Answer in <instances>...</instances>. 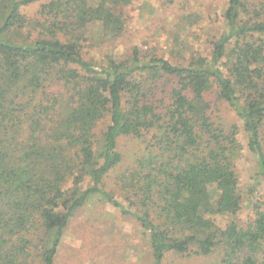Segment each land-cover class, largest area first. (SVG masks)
I'll list each match as a JSON object with an SVG mask.
<instances>
[{"label":"trees","instance_id":"16d2710c","mask_svg":"<svg viewBox=\"0 0 264 264\" xmlns=\"http://www.w3.org/2000/svg\"><path fill=\"white\" fill-rule=\"evenodd\" d=\"M132 2L0 0V264H54L95 197L137 222L148 264H264V0H227L173 62L114 51Z\"/></svg>","mask_w":264,"mask_h":264},{"label":"rangeland","instance_id":"374dc122","mask_svg":"<svg viewBox=\"0 0 264 264\" xmlns=\"http://www.w3.org/2000/svg\"><path fill=\"white\" fill-rule=\"evenodd\" d=\"M226 1L133 0L123 7L127 24L114 43V51L126 55L138 46L143 54H157L172 62L188 56L191 50L202 53L212 34L218 32ZM38 8L39 2L23 12L34 17ZM97 54L101 55V52ZM240 140L244 149L237 168L244 186L254 172V157L246 148L242 132ZM133 144L128 140L126 149ZM109 187L112 188V173L107 189ZM255 199L264 200V183ZM249 215L250 203L245 201L238 217L246 220ZM227 220V216L216 217L222 226ZM143 237L137 222L123 216L111 203L95 197L70 220L54 264H148V256L144 253L147 243ZM188 263L184 260L180 264Z\"/></svg>","mask_w":264,"mask_h":264}]
</instances>
